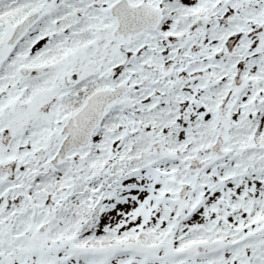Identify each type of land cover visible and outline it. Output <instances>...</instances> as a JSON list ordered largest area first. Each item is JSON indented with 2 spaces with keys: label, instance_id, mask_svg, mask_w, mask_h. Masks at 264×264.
<instances>
[{
  "label": "snow or ice",
  "instance_id": "1",
  "mask_svg": "<svg viewBox=\"0 0 264 264\" xmlns=\"http://www.w3.org/2000/svg\"><path fill=\"white\" fill-rule=\"evenodd\" d=\"M0 264H264V0H0Z\"/></svg>",
  "mask_w": 264,
  "mask_h": 264
}]
</instances>
